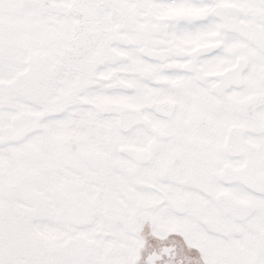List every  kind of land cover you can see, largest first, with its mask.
<instances>
[{"label":"snow or ice","instance_id":"1","mask_svg":"<svg viewBox=\"0 0 264 264\" xmlns=\"http://www.w3.org/2000/svg\"><path fill=\"white\" fill-rule=\"evenodd\" d=\"M0 264H264V0H0Z\"/></svg>","mask_w":264,"mask_h":264}]
</instances>
